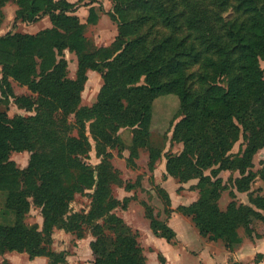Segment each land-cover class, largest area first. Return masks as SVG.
<instances>
[{
	"label": "trees",
	"instance_id": "obj_1",
	"mask_svg": "<svg viewBox=\"0 0 264 264\" xmlns=\"http://www.w3.org/2000/svg\"><path fill=\"white\" fill-rule=\"evenodd\" d=\"M99 1L90 0L87 24L98 22L103 8L94 5ZM134 1L147 11L141 21L157 22L162 31L152 35L151 24L148 33L142 32L123 17L110 49L96 47L87 39V24L72 11L69 1L17 0V23H36L48 17L52 27L35 34L0 35L2 95L8 93L19 106L37 111L31 118L10 119L0 109V194L6 198L5 209L15 215L13 225L0 224V255L26 253L31 260L46 257L49 264H66L67 254L52 249L54 229L83 238L75 231L78 225L74 218L64 217L81 186L91 189L97 183L91 217L107 216L109 224L116 225L112 230L124 228L127 234L118 237L110 251L102 238L91 243L94 264H145L136 236L112 214L118 204L109 197L108 184L115 179L109 161L95 179L91 170L80 168L79 161L71 159L88 153L91 147L83 132L80 138L61 141L55 132L47 131L46 138L56 153L47 159L32 154L24 170L10 155L31 151V130L55 127L53 116L59 111L64 116L77 112L82 127L85 121H93L91 135L102 154L121 145L117 138L120 128H133L136 147L132 154L136 155L137 146L149 143L155 101L167 95L179 98L174 120H181L175 125L173 138L184 145L180 155L168 157L167 171L182 181L199 179L202 195L178 211L192 216L202 236L225 242L229 250L243 243L240 228L249 237L264 239V213L260 212H264V197L254 201L257 209L231 204L223 212L217 205L224 190L219 174L238 170L242 178L236 179V186L241 192L248 191L255 179L250 171L253 158L264 148V70L260 64L264 60V0H214L212 7L200 11H196L197 4L182 0L190 15L179 10V0ZM7 2L0 0V12ZM230 10L234 15L224 14ZM111 17L117 19L116 14ZM215 23L219 24V34L214 32ZM130 36L136 37L128 41ZM66 51L77 57L75 79L69 77ZM90 71L102 74L104 85L97 103L79 109ZM11 80L27 87L37 99L17 97ZM241 136L246 148L239 155L230 154ZM78 168L80 185L66 186L67 176ZM209 170L211 174L206 175ZM260 177L264 180V169ZM165 200L170 204L167 192ZM33 206L42 208V231L26 222ZM150 218L156 236L168 242L175 238L170 226ZM256 259L264 261V254ZM2 264L9 263L5 260Z\"/></svg>",
	"mask_w": 264,
	"mask_h": 264
},
{
	"label": "rangeland",
	"instance_id": "obj_2",
	"mask_svg": "<svg viewBox=\"0 0 264 264\" xmlns=\"http://www.w3.org/2000/svg\"><path fill=\"white\" fill-rule=\"evenodd\" d=\"M67 1L73 4L72 11L75 12L80 21L87 24L89 9L91 8L90 0ZM212 1L214 0H190L189 2L197 4L199 7L196 11H200L201 9L212 7L210 5L213 3ZM232 3H235V0ZM94 6H101L103 11L100 13L96 24H87L85 36L96 47H108L110 49L113 47L119 34V25L122 24V19L124 18L136 23L138 28L141 27L140 31L142 32L148 33L151 24L153 25L152 35L162 31L157 22L154 25L152 21H141V16L147 14V11L136 5L134 0H101ZM180 9L186 11L188 15L191 14L190 8L182 0H179ZM17 10V0H9L5 7L2 8L0 12V31L2 35L9 32L35 34L47 29L50 25L52 27L50 19L46 17L37 23H17L15 20ZM112 14H116V20L111 17ZM204 14L202 13L201 15ZM224 14L228 16L234 15L232 10ZM215 24L217 28H215L214 32L219 34V24ZM135 37L130 36L127 40L131 41ZM192 38H194V35H192ZM66 59L69 64V77L75 79L77 57L66 51ZM260 64L264 70V60H261ZM142 83L144 81H141ZM11 85L17 97L26 96L37 99V96L32 94L27 87L18 84L14 80H11ZM103 85L102 74L90 71L85 89L81 94L79 109L91 108L97 103ZM2 87L5 91L6 86L3 85ZM2 94L0 90L2 99L0 109L10 119L19 117L31 118L37 115L36 108L21 107L16 104L14 97L12 98L8 93ZM179 109L180 101L175 95L162 96L155 101L153 119L149 129V143L146 146H137L136 155L132 154V149L136 147L133 128H120L117 138L120 140L121 145L119 147H109L107 153L102 154L98 152L97 142L91 135V123L93 121H85V126L82 127L78 120L77 112L64 116L62 111H59L53 116V119L57 122L55 127L50 128L46 124V128L37 126V128L31 130L30 137L33 145L31 151H13L10 159L15 162L19 169L24 170L28 167L32 154H37L39 157L47 159L56 153V148L51 146V141L46 138L47 131L55 132L61 141L80 138V134L83 132L88 138L91 147L88 153L72 156L71 159H77L79 166H81L80 168L91 170L95 179H97L99 169L105 161H109L115 173L114 181L108 184L109 197L118 204L112 214L123 220L125 226L130 229L131 234L136 236L138 245L145 258V264H259L256 259L258 254L255 256L252 247L248 248L247 246L251 241H256V238L255 236L249 237L244 228L238 230L243 243L234 250H229L225 242L221 240L212 241L209 236H202L192 216L178 211L179 207H189L202 197L199 179L182 181L171 176L167 171L168 157L178 156L184 150L183 143L176 142L173 138L175 125L181 120V118L174 120ZM246 145L247 142L241 136L230 154L239 155L246 148ZM218 167L216 166L215 168ZM80 168L72 169L71 174L67 176L66 186L80 185ZM263 169L264 148L253 158V167L250 171L254 173L255 179L249 185L248 191L245 192L239 191L236 186V179L242 178L238 170L222 171L218 177L222 179L224 187L217 201L220 210L226 212L231 204L237 207L246 206L257 209L254 201L264 197V180L260 177V172ZM210 174V170L206 171V175ZM95 184L91 189L81 186V190L77 191L70 201L64 217L74 218L72 220L78 225L75 231L81 234L83 238H78L77 234L65 231L66 234L62 233L57 236L58 240L54 246L55 248L52 245V249L55 252H65L67 254L66 264H94L95 256L90 247L91 243L96 242L98 238H102L106 241L105 247L110 251L111 248L116 247L118 237L127 234L126 231L122 230L124 228L112 230L116 225L109 224L107 216L91 217L94 203L93 197L97 190V183ZM166 192L170 199V204L168 205L165 200ZM5 204L6 198L0 194V224L13 225L15 223V215L12 211L5 209ZM260 212L264 213L261 210ZM150 216L156 221L171 227L176 234L171 242L155 235L151 228ZM26 222L31 226L38 225L39 231H42L44 223L42 208L33 206L26 217ZM55 230L59 229L55 228L54 232ZM211 243H218L221 252H215ZM223 248L227 249L228 253L231 254L229 256L226 255L225 259H219L218 254L222 253ZM11 260L13 264H33L27 254L13 253L11 254ZM2 263L0 262V264ZM38 264H44V262Z\"/></svg>",
	"mask_w": 264,
	"mask_h": 264
},
{
	"label": "crops",
	"instance_id": "obj_3",
	"mask_svg": "<svg viewBox=\"0 0 264 264\" xmlns=\"http://www.w3.org/2000/svg\"><path fill=\"white\" fill-rule=\"evenodd\" d=\"M46 18H48V17H46ZM49 27H51V25ZM0 35H2L1 31H0ZM0 71H1V66H0ZM0 76H1V72H0ZM62 233L66 234V232L63 231V230H55V232L53 234V239H54L53 248H55L54 246L56 245V241L58 240L57 236L61 235ZM211 244L213 245V250L215 252L216 251L221 252V248H219L218 243H211ZM247 246H248V248L252 247L255 256L257 254H264V239H256V241H251L249 243V245H247ZM13 253H18V252H11V253H6L5 255H0V262H4L5 260H7L9 264H13V261L11 260V254H13ZM19 254H26V253H19ZM229 254H231V253H228L227 249L223 248L222 253L218 254L219 255V259H225V256L226 255L229 256ZM28 258H29V256H28ZM29 260L31 262H33V264H38V263H41V262H44V264H47V263L49 264V260L46 257H37L34 260H31V259H29ZM211 260H213V259L211 258ZM259 264H264V261L260 262Z\"/></svg>",
	"mask_w": 264,
	"mask_h": 264
}]
</instances>
